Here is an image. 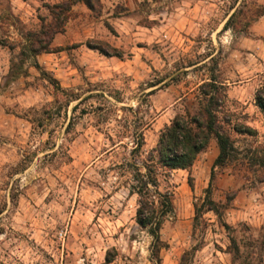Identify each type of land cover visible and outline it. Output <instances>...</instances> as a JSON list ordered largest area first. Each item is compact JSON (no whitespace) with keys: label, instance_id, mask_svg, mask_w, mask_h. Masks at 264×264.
Instances as JSON below:
<instances>
[{"label":"rangeland","instance_id":"rangeland-1","mask_svg":"<svg viewBox=\"0 0 264 264\" xmlns=\"http://www.w3.org/2000/svg\"><path fill=\"white\" fill-rule=\"evenodd\" d=\"M90 1L0 0V264H153L134 166L212 79L237 158L199 220L217 139L189 171L157 170L175 208L162 264H264L263 2Z\"/></svg>","mask_w":264,"mask_h":264},{"label":"trees","instance_id":"trees-1","mask_svg":"<svg viewBox=\"0 0 264 264\" xmlns=\"http://www.w3.org/2000/svg\"><path fill=\"white\" fill-rule=\"evenodd\" d=\"M88 6L93 8L90 0H85ZM93 50H99L104 55L109 53L99 47L90 46ZM39 54V50H34ZM109 56V55H108ZM201 86L206 96L207 104L195 115H178L171 123L162 130L157 147L151 150L147 162L144 165L145 171L138 166L135 167V184L130 187V194L138 195L137 223L147 230L152 237L151 262L162 264L161 252L168 245L162 240L161 230L169 215L174 213L172 194L162 192L157 177L158 169L167 170H190L198 156L205 152L213 137L217 139L219 155L214 162L211 173V182L207 189V196L202 204L196 205V220L206 212H214L220 215V207L212 199V184L219 167H224L231 160L237 158L238 149L231 135L224 130L220 124L213 89L218 90L215 80ZM256 105L264 114V85L256 93ZM238 134L254 135L256 130L250 127H234ZM144 145L143 135L137 143L140 150ZM191 180V179H190ZM113 259H107L106 264H111Z\"/></svg>","mask_w":264,"mask_h":264},{"label":"crops","instance_id":"crops-1","mask_svg":"<svg viewBox=\"0 0 264 264\" xmlns=\"http://www.w3.org/2000/svg\"><path fill=\"white\" fill-rule=\"evenodd\" d=\"M261 2H263V4H264V0H261Z\"/></svg>","mask_w":264,"mask_h":264}]
</instances>
